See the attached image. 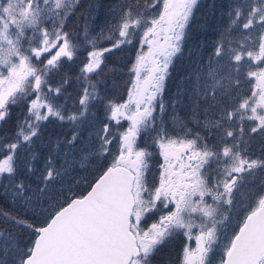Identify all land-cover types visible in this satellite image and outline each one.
I'll use <instances>...</instances> for the list:
<instances>
[{"label":"snow or ice","instance_id":"snow-or-ice-1","mask_svg":"<svg viewBox=\"0 0 264 264\" xmlns=\"http://www.w3.org/2000/svg\"><path fill=\"white\" fill-rule=\"evenodd\" d=\"M198 6L115 0L97 30L96 2L0 0V264H154L180 237L179 264H264V0H227L166 96Z\"/></svg>","mask_w":264,"mask_h":264},{"label":"trees","instance_id":"trees-1","mask_svg":"<svg viewBox=\"0 0 264 264\" xmlns=\"http://www.w3.org/2000/svg\"><path fill=\"white\" fill-rule=\"evenodd\" d=\"M86 2V0H85ZM90 2H96L103 7L99 9V14L105 17L106 12L104 10L105 6L111 5V0H90ZM227 0H200L198 10L195 13V20L193 22V25L191 29H189L188 32V38L186 42L184 43V50L183 54L179 55L178 57L174 58V63L170 66V76L167 80V92L166 96L173 93L176 89L177 82L179 81L180 77L183 75V73L186 71L188 67L189 62V55L193 52V50L199 48V51L202 55L205 57L208 55V50L211 47V44L213 40L215 39V29L217 24L221 21V13L224 10V5H226ZM79 15V13L77 14ZM76 19V18H73ZM77 21L75 22V26L70 27L69 30H73L76 25ZM82 23V22H79ZM138 46V41L136 42V45L132 47H126L123 50H118L115 54L110 55L108 58L109 67L113 63L118 64L117 61L123 62V65H127L130 60H134L135 54H136V47ZM131 51V52H130ZM127 80V75L123 77V81ZM121 84V80H120ZM123 86V85H122ZM123 100V99H122ZM15 118V112L13 113V120ZM12 127V123H9V125L5 126V131L10 130ZM57 131L55 129L54 125H47V127L44 130L45 136H47L50 133H54ZM84 193L83 190L77 187L74 188L71 194H81ZM0 208L7 209L9 211L13 210V206L7 201V200H0ZM160 258L159 261L156 258V261L154 264H160Z\"/></svg>","mask_w":264,"mask_h":264},{"label":"rangeland","instance_id":"rangeland-1","mask_svg":"<svg viewBox=\"0 0 264 264\" xmlns=\"http://www.w3.org/2000/svg\"><path fill=\"white\" fill-rule=\"evenodd\" d=\"M85 3L86 4L90 3V0H86ZM114 3H115V0H111V5ZM108 7L109 6L104 7L103 13H104V11L105 12L107 11ZM76 21H77V19H73L72 23L69 25V28L75 26ZM104 22H105V17L102 16V14L101 15L99 14L98 19L96 20L97 30H98L99 26H103ZM145 50H146V46H145ZM124 62L125 61H123V62H120L119 60L117 61L118 65H120V66H122ZM124 83H125V81H123V77H122L121 78V86L124 85ZM116 95H117V98L120 100L127 98V94L124 91H119V92H117ZM161 162L162 161L158 156L154 157L151 160L152 172L157 176H158V171H159L158 166ZM86 167L88 168V171H84L83 169L79 168V166H78L76 171L74 172L75 179L73 180L72 184L66 185L65 187H71L72 191L76 187L78 189L81 188L83 190V192H85V194H86L85 190L87 189L88 183L93 179V170L96 167V165L87 164ZM77 181H78V183H77ZM250 183H251V181H250ZM257 191H258V188L255 186L246 187L245 189L242 190V194L240 195L239 201H238L236 207L234 208V210L232 212V215H233L232 226L233 227L238 222V219L243 218V216L246 214V212L248 210L249 203L254 202V200L257 198L256 197ZM65 195H70V193L65 192ZM231 230H232L231 228L228 230L229 234H230ZM23 238L25 240L27 239V233L23 234ZM190 244H191V247H195L194 241L190 242ZM182 247H183V243H182V245L178 244L180 255H181ZM175 249H177L176 244H172L171 246L166 248V250L164 252H162L159 256H157L156 258L158 259V261L160 258V260L169 261L170 264H179V259H178L179 257L176 255ZM167 251H170L171 253L168 254ZM220 256H222V249L220 251H218L217 254L213 257L212 264H219Z\"/></svg>","mask_w":264,"mask_h":264},{"label":"flooded vegetation","instance_id":"flooded-vegetation-1","mask_svg":"<svg viewBox=\"0 0 264 264\" xmlns=\"http://www.w3.org/2000/svg\"><path fill=\"white\" fill-rule=\"evenodd\" d=\"M184 240V238L183 237H180V238H178L177 240H175L172 244H176V246H177V249H175V252H176V255L179 257L180 256V254H179V248H178V244H181L182 245V241ZM178 243V244H177ZM171 244V245H172ZM170 245V246H171ZM168 248V247H167ZM165 250H166V248H165ZM164 250V251H165ZM172 250V249H171ZM163 251V252H164ZM168 252V254H170L171 252L170 251H167Z\"/></svg>","mask_w":264,"mask_h":264}]
</instances>
